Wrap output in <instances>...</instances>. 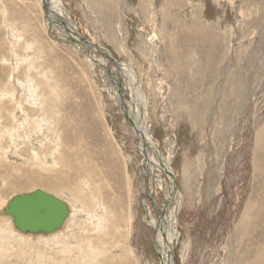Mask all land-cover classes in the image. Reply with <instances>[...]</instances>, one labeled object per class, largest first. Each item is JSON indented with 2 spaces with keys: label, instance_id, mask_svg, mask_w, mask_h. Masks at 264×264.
Instances as JSON below:
<instances>
[{
  "label": "rangeland",
  "instance_id": "rangeland-1",
  "mask_svg": "<svg viewBox=\"0 0 264 264\" xmlns=\"http://www.w3.org/2000/svg\"><path fill=\"white\" fill-rule=\"evenodd\" d=\"M47 1L0 0V264H162L170 189L172 263L264 264V0H52L58 24ZM82 39L118 64L84 52L93 75ZM35 189L74 209L63 233L13 235Z\"/></svg>",
  "mask_w": 264,
  "mask_h": 264
},
{
  "label": "bare ground",
  "instance_id": "bare-ground-1",
  "mask_svg": "<svg viewBox=\"0 0 264 264\" xmlns=\"http://www.w3.org/2000/svg\"><path fill=\"white\" fill-rule=\"evenodd\" d=\"M47 3V4H46ZM45 6H46V8L48 9V12L50 13V16L52 17V18H54V21H56V23L58 22V23H60L61 21H65V20H68V19H70V17H69V15H68V13H66V11L64 10V8H62L60 5L58 6L56 3H54V1H52V0H49V1H47V2H45ZM48 6V7H47ZM55 17H57V18H60L59 19V21H57L56 20V18ZM65 18H67V19H65ZM49 19V18H48ZM61 20V21H60ZM51 22V21H50ZM57 23V24H58ZM49 24V23H48ZM68 25V24H67ZM49 26V29H50V26H53V25H48ZM55 27L57 26V25H54ZM61 28H62V25H59ZM59 26H57V28L59 27ZM66 25H64L63 27H65ZM53 27H51V30L53 31V29H52ZM66 28V27H65ZM68 29H69V31L71 32V28L68 26ZM59 29H57V31H58ZM62 31H64L65 32V30H62ZM68 30H67V32H69ZM61 32V31H60ZM71 35L74 37V33H72L71 32ZM71 37V36H70ZM76 38V37H75ZM76 39H79V38H76ZM78 42V41H77ZM79 43V42H78ZM85 46V45H84ZM84 46H82V44H80L79 43V45H77V44H73V46H70L74 51H79L78 53H82V55L84 54V56H85V58L87 59V55L84 53V52H86V53H88V51H87V49H84V48H82V47H84ZM93 52L92 53H90V55H92L93 57H95L94 55L97 53H99V52H104V51H102V50H100L99 52H96V51H94V50H92ZM99 55V54H98ZM104 55H106V57H101L100 55V58L99 59H102V61L103 62H105V61H107L109 64H111V66H113V65H117L118 63H114L112 60H111V57L106 53V52H104ZM96 58H95V60L93 59V58H89L88 57V62H89V65H90V69H91V71L93 72V75H96L97 77H99V71H98V69L96 68V67H98L99 68V66L96 64ZM129 77L132 79V85H134L135 83H136V75L134 74V72H133V70H132V68L129 66ZM95 76V77H96ZM97 77H96V79H97ZM98 81H99V83H100V85L99 86H104L103 85V81H102V79L101 78H99V79H97ZM135 82V83H134ZM134 83V84H133ZM136 89H139V88H135V90ZM134 92V91H133ZM137 95L139 96V103L137 104V107L139 108L140 106H141V109L142 110H146V100H144L145 98H144V96H142V93L140 92V91H138V93H137ZM135 96V95H134ZM136 97V96H135ZM142 99L144 100V101H142ZM140 102H143L142 104H140ZM119 105H122L121 103H118ZM133 108H135V107H133ZM133 112H135V110L133 111L132 109H131V106L129 105H127V110H126V116L127 115H129V114H131V113H133ZM145 118V117H144ZM144 118L143 117H141V118H139V120H136V122H135V127H134V129L135 130H137V132L139 133V139H140V144H141V146L139 147L140 148V150H141V153L145 156V159H147V163H146V165L148 166V170L149 169H151V170H155V171H159V170H161V173H163L164 175H166L168 178H170L169 180H172L173 181V176H172V173H171V171L169 172L167 169H166V163L164 162V160H163V158L161 157V156H159L158 157V159H157V161L154 163V162H152L151 160V158L149 159V156H148V150H156L155 149V145L154 144H152L151 145V148H150V143H149V137H147L146 136V132L144 131V130H142L143 128H144ZM133 129V130H134ZM262 131V130H261ZM260 131V132H261ZM135 135L137 136V134L135 133ZM262 135H263V133H257L256 134V139H257V141H259V138H261L262 137ZM138 137V136H137ZM151 140V139H150ZM152 141V140H151ZM154 160V159H153ZM166 161V160H165ZM151 162H152V164H153V166H151L150 167V165H151ZM156 168H158V169H156ZM172 176V177H171ZM153 180V179H152ZM118 189V188H117ZM36 190V189H35ZM34 190V191H35ZM41 190V189H40ZM65 190V189H64ZM44 191V190H43ZM31 192H33V191H31ZM27 193H30V192H27ZM170 193H172V189H170V191H169V193H168V196H169V198H168V204H167V207H166V209H165V215L168 217V220H169V223L165 226V225H158V224H151V223H149V225H151L154 229H155V231H156V236H155V243H156V250H157V253L159 254V256H160V258H161V261H162V264H174V262L172 263V261H174L173 260V253H172V249L169 247V243H171L170 242V240L173 238V237H175V235H176V231L177 230H175L174 228H175V226L177 225V217H175L176 216V212H177V210H176V207H175V204L176 203H178L179 202V198H178V196L176 197V196H172ZM176 193V191L174 190L173 191V194H175ZM16 196V195H15ZM78 197V196H77ZM83 198V197H82ZM80 199V198H79ZM10 200V199H9ZM9 200L6 202V204H4V208H2V210H4L5 208H6V205H7V203L9 202ZM76 200V199H75ZM65 203H66V201H65ZM67 204V203H66ZM67 206H68V208H69V215H68V218L70 217V214H71V212H72V210L74 211V209L72 208V206L71 205H68L67 204ZM71 206V207H70ZM71 208H72V210H71ZM249 208V207H248ZM3 212V211H2ZM72 214H74V212L72 213ZM3 216H5V215H3ZM72 216V215H71ZM7 218H9L10 219V221H11V223H12V219H11V217H8V216H6ZM68 218L64 221V224L62 225V227H61V229L60 230H58V231H56L55 233H53V234H50V235H30V234H23V233H20V232H18L16 229H14V227H13V223H12V225H11V230H12V232H13V235L15 234V235H18V237L19 236H22V237H25V236H32V237H49V236H54V235H56V234H60V233H63L62 231H64L65 230V227L66 226H64L65 225V223H66V221L68 220ZM99 218V217H98ZM172 220H173V224H172ZM43 239V238H42ZM114 240V239H113ZM250 248H251V246H250ZM86 252H88L87 250H86ZM83 254V253H82ZM252 258V257H251ZM252 260H254V258L252 259Z\"/></svg>",
  "mask_w": 264,
  "mask_h": 264
},
{
  "label": "water",
  "instance_id": "water-1",
  "mask_svg": "<svg viewBox=\"0 0 264 264\" xmlns=\"http://www.w3.org/2000/svg\"><path fill=\"white\" fill-rule=\"evenodd\" d=\"M42 5L47 11L46 18H48V9L43 3ZM81 41L82 46L89 47L87 48L89 54L93 52L92 50L100 51L97 45L83 39ZM98 54L106 57L104 52ZM112 61L118 63L114 59ZM2 211L3 215L11 217L14 229L30 235L55 233L61 229L69 215V208L64 201L39 189L12 197Z\"/></svg>",
  "mask_w": 264,
  "mask_h": 264
}]
</instances>
